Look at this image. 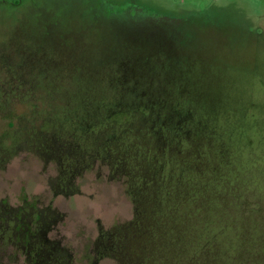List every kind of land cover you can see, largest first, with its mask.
Masks as SVG:
<instances>
[{
  "label": "rangeland",
  "instance_id": "374dc122",
  "mask_svg": "<svg viewBox=\"0 0 264 264\" xmlns=\"http://www.w3.org/2000/svg\"><path fill=\"white\" fill-rule=\"evenodd\" d=\"M81 94L188 122L189 190L163 182L179 198L172 190L127 248L145 247L149 264H264V0H0V210H17L24 193L61 215L43 238L67 264H119L94 242L99 227L133 220L126 181L91 163L76 195L54 196L55 164L14 152L49 107ZM12 240L0 236V264H31Z\"/></svg>",
  "mask_w": 264,
  "mask_h": 264
},
{
  "label": "trees",
  "instance_id": "16d2710c",
  "mask_svg": "<svg viewBox=\"0 0 264 264\" xmlns=\"http://www.w3.org/2000/svg\"><path fill=\"white\" fill-rule=\"evenodd\" d=\"M59 93L55 88L46 92L50 97ZM76 98L80 101L76 105L67 101L64 106L49 107L39 132L27 131L26 139L15 142L14 152L27 148L55 164L57 176L49 184L54 196L76 195L79 190L75 177L82 169L91 163L106 164L113 179L126 181L135 216L123 228L106 231L99 227L94 252L100 259L112 258L119 264H149L145 247L127 246L137 237L148 235V219L154 221L159 213L161 217V205L169 206L175 188L162 187L163 182L178 179L183 181L186 192L189 190L184 180L189 172L197 170L181 157L187 136L184 126L188 122L156 116L150 109H140L144 106L139 102L120 105L90 98L88 94ZM119 112L129 119L119 123L114 118ZM21 194V207L0 210V236L13 239L15 252L31 264H67V254L43 238L61 215L50 207L38 209L33 200ZM175 195L177 200L180 191Z\"/></svg>",
  "mask_w": 264,
  "mask_h": 264
}]
</instances>
